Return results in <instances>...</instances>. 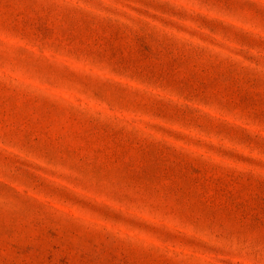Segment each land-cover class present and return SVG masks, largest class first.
Segmentation results:
<instances>
[{
	"label": "rangeland",
	"instance_id": "rangeland-1",
	"mask_svg": "<svg viewBox=\"0 0 264 264\" xmlns=\"http://www.w3.org/2000/svg\"><path fill=\"white\" fill-rule=\"evenodd\" d=\"M0 264H264V0H0Z\"/></svg>",
	"mask_w": 264,
	"mask_h": 264
}]
</instances>
